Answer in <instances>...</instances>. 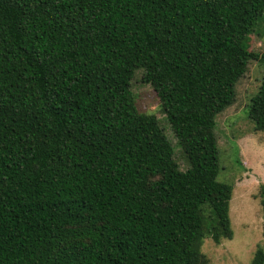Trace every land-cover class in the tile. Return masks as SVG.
I'll use <instances>...</instances> for the list:
<instances>
[{
	"label": "trees",
	"instance_id": "16d2710c",
	"mask_svg": "<svg viewBox=\"0 0 264 264\" xmlns=\"http://www.w3.org/2000/svg\"><path fill=\"white\" fill-rule=\"evenodd\" d=\"M263 15L264 0H0V264H210L205 238L234 236L217 121L264 62ZM139 70L186 170L136 104ZM249 103L264 133V78Z\"/></svg>",
	"mask_w": 264,
	"mask_h": 264
},
{
	"label": "rangeland",
	"instance_id": "374dc122",
	"mask_svg": "<svg viewBox=\"0 0 264 264\" xmlns=\"http://www.w3.org/2000/svg\"><path fill=\"white\" fill-rule=\"evenodd\" d=\"M259 24L262 32L250 36V51L262 55L264 15ZM142 77L143 70H139L132 81L131 89L137 96L136 104L141 111L157 116L172 142L176 161L182 170H186L188 163L167 116L153 87L144 83ZM263 78L264 62L253 60L237 85L235 103L217 121V136L223 149L219 180L234 185L230 206L234 236L232 239H223L219 244L211 237L205 238L201 250L210 264H252L258 247L264 249V216L260 197L264 191V133L254 131L255 125L248 118L247 108Z\"/></svg>",
	"mask_w": 264,
	"mask_h": 264
}]
</instances>
